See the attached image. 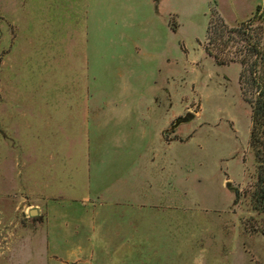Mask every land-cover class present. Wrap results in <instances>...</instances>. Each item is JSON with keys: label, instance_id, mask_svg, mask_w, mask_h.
<instances>
[{"label": "rangeland", "instance_id": "obj_1", "mask_svg": "<svg viewBox=\"0 0 264 264\" xmlns=\"http://www.w3.org/2000/svg\"><path fill=\"white\" fill-rule=\"evenodd\" d=\"M256 13L264 0H0V90L37 92L23 113L38 115L48 90L118 105L91 142L90 191L74 195L41 191L39 126L1 128L0 264H264V214L250 208L255 94L241 90L236 46L219 52L235 60L223 66L205 51L209 25ZM137 107L140 126L126 127ZM81 139L62 148L82 166Z\"/></svg>", "mask_w": 264, "mask_h": 264}, {"label": "crops", "instance_id": "obj_2", "mask_svg": "<svg viewBox=\"0 0 264 264\" xmlns=\"http://www.w3.org/2000/svg\"><path fill=\"white\" fill-rule=\"evenodd\" d=\"M36 93L15 89H9L5 92L0 90V97L7 99L5 101L6 110H4L8 116V118L6 116L4 118L0 113V130L3 127L8 130L12 129L14 124L15 127H19L20 124L24 128L39 126L40 130L37 133L39 136H36V139L41 145L40 154L38 156L32 154L31 156L41 160L42 179L39 186L42 192L74 195L90 191V177L93 168L91 164L92 158L94 164L95 156L93 157V155L96 151L91 142L98 135V129L101 131L110 129L109 126L113 122V120L111 122V111L118 105L105 104L109 92L101 93L103 98L99 99L100 103L106 106H99L96 105L97 92L89 90H73L71 92L48 90V92H39L41 100L39 101L38 115L23 113L22 110L26 108H18L16 104L21 103L22 106L32 104L34 101L31 98H36ZM61 97L66 98V100L67 98L72 99H68L69 101L61 104ZM20 98L24 99L19 100ZM17 109H19L20 114H17ZM126 112L122 117V119L126 118L123 121L125 126L128 127L130 121L136 120L134 126L138 128L140 126V108L137 107L135 110H130L129 113ZM7 120L9 125L6 124ZM20 121L22 123H19ZM77 133L80 134L82 137L81 142L84 143V163L82 166L80 165L79 155L74 158L70 151L64 152L62 148L65 144L71 145L74 143L78 136ZM102 140L105 143L109 141V137L107 139L106 136L102 135ZM31 156L28 157L27 155L26 159L30 161ZM76 160L79 161V164ZM23 166L25 167V164ZM79 169H83V176H81L80 181L78 179L81 174ZM36 212L39 216L37 210Z\"/></svg>", "mask_w": 264, "mask_h": 264}, {"label": "trees", "instance_id": "obj_3", "mask_svg": "<svg viewBox=\"0 0 264 264\" xmlns=\"http://www.w3.org/2000/svg\"><path fill=\"white\" fill-rule=\"evenodd\" d=\"M259 9V8H258ZM258 12V10H257ZM263 14L255 16L241 24L228 27L224 23L209 25L207 28L208 46L205 51L212 56L216 65H228L233 58H220L228 47L236 46L241 58L239 84L245 96L252 92L253 98L247 99L251 107V131L249 146L256 165L257 182L252 192L250 208L264 214V28ZM210 46V47H209ZM215 50L217 52H215ZM263 136H260L262 135Z\"/></svg>", "mask_w": 264, "mask_h": 264}, {"label": "water", "instance_id": "obj_4", "mask_svg": "<svg viewBox=\"0 0 264 264\" xmlns=\"http://www.w3.org/2000/svg\"><path fill=\"white\" fill-rule=\"evenodd\" d=\"M194 119V115L191 113H187L183 118H180L176 121V125L182 124V123H188ZM226 187H230V184L227 183ZM30 218H34L37 216L36 210H31L29 213Z\"/></svg>", "mask_w": 264, "mask_h": 264}]
</instances>
